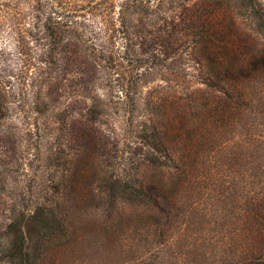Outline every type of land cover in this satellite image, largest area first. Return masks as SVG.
I'll return each instance as SVG.
<instances>
[{
	"label": "trees",
	"instance_id": "1",
	"mask_svg": "<svg viewBox=\"0 0 264 264\" xmlns=\"http://www.w3.org/2000/svg\"><path fill=\"white\" fill-rule=\"evenodd\" d=\"M0 162L7 264H264V0H0Z\"/></svg>",
	"mask_w": 264,
	"mask_h": 264
},
{
	"label": "rangeland",
	"instance_id": "2",
	"mask_svg": "<svg viewBox=\"0 0 264 264\" xmlns=\"http://www.w3.org/2000/svg\"><path fill=\"white\" fill-rule=\"evenodd\" d=\"M235 33H238L236 40V49L239 54H246L249 51L250 45L253 44V35L249 33L247 26L240 19L235 20ZM32 168L38 166V176L42 173H46V162H30ZM0 194L9 195L20 192L23 195L28 196L29 192L34 189V186L28 185L30 179H33L31 171H22L20 166L15 162H0ZM37 179V178H36ZM4 222V213L0 211V249L4 243V230L1 228ZM100 242L87 241L83 243L82 248L85 251H78L74 257H71L68 261H72L67 264H110L112 259V253L109 245L102 244ZM99 247H98V246ZM86 247V248H85ZM67 261V262H68ZM0 264H7L5 261L0 260Z\"/></svg>",
	"mask_w": 264,
	"mask_h": 264
}]
</instances>
